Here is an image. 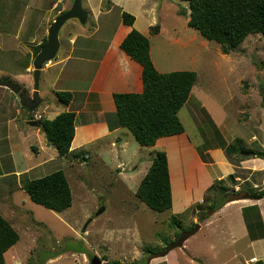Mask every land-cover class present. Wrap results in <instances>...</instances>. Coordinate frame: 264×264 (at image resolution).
Listing matches in <instances>:
<instances>
[{"label":"rangeland","instance_id":"rangeland-1","mask_svg":"<svg viewBox=\"0 0 264 264\" xmlns=\"http://www.w3.org/2000/svg\"><path fill=\"white\" fill-rule=\"evenodd\" d=\"M97 1L82 0L89 14L87 23L82 25L74 19L63 26L59 52L47 65L59 61L66 49L68 53L71 34L72 37L77 32L81 37L90 36L97 25L103 29L100 28L93 40L102 42V46L108 45L112 30L122 21L121 11L125 6L117 4L104 16L102 12L106 13V8L113 4L110 3L112 0H101L97 16ZM73 2L0 0V79L33 95L34 49L48 37L55 19L69 10ZM54 3H57L55 10ZM126 6L125 9L142 12V17L138 13L140 25L152 22V27L160 26L159 34L154 35L151 29V36H148L151 58L160 73L194 71L198 75L189 101L179 112L185 136H172L159 142L163 149L169 150L173 207L164 213L155 212L136 197L150 168V160L155 158L157 151L164 152L163 149L152 151L151 147L140 146L132 133L122 128L117 135L123 144L127 143L128 150L124 166H120L123 159L113 153L111 137L91 145L88 153L68 156L63 161L44 136H28L21 140L16 135L7 141L8 133L24 127L29 113L17 95L0 87V164L8 172L24 167V163L32 172L44 159H53L46 166L30 172L27 179H40L58 170L65 171L73 199L71 207L56 213L34 203L24 190L14 195L6 192L13 179L0 182V213L20 234L19 242L6 253L5 264H91L95 257L102 264H187L189 256L185 251L203 262L200 264H244L245 259L254 256L263 258L262 243H250L247 232L241 228L243 223L235 217V208L223 209L225 204L219 207L227 199L239 196L238 192L264 191L261 174L253 175L252 180L237 187L236 180L228 179L226 186L216 182L212 189L207 188L210 180L204 178L206 171L202 161L208 163L210 159L200 152L203 160H196L194 150L221 145L225 151L235 140L241 139L247 151H264V37L251 35L225 55L220 44L208 41L188 25L189 16L182 12L189 11V6L183 0H128ZM99 15H102L100 22ZM86 56L91 55L78 48L76 59L71 63L87 61ZM86 63L81 62L87 68L79 81L82 85H86L94 69L91 63ZM50 77L47 72L42 73L40 97H48L49 104L64 108L65 104L54 94L53 78ZM43 108L44 103L36 113H41ZM253 135L259 136V142L251 141ZM224 140L230 142L224 144ZM237 156L232 160H237ZM235 166L236 177L248 178V171L239 168L238 164ZM187 182L191 192L187 197L189 200L186 202L185 198L179 203ZM203 196L206 204L199 209ZM173 218L179 221L178 227L171 225ZM197 226L198 230L186 241V246L171 250L166 256L167 263H159L163 261L164 257L160 256L167 247ZM259 262L251 261L250 264Z\"/></svg>","mask_w":264,"mask_h":264},{"label":"trees","instance_id":"trees-1","mask_svg":"<svg viewBox=\"0 0 264 264\" xmlns=\"http://www.w3.org/2000/svg\"><path fill=\"white\" fill-rule=\"evenodd\" d=\"M183 1L189 6V11L186 9L182 12V15L189 16L188 25L208 41L220 44L225 55L242 45L251 35L264 37V0ZM121 19L126 26H133L136 21V17L127 12L122 13ZM159 32V25L152 27L154 35ZM46 43L47 37L34 49V57ZM121 49L142 66L143 91L114 94L115 124L128 129L142 147H153L161 138L183 134L185 127L179 112L190 99L198 80L197 73L194 71L160 73L151 58L150 39L136 29L126 36L121 43ZM57 95L65 105L71 102V93L59 92ZM24 109L28 111L29 119H33L30 111ZM40 122H42V132L48 143L57 150L58 155L60 157L68 155L75 137L76 114L63 112L53 120ZM225 152L229 161L238 166L241 161L247 159L264 160V151H247L241 139L235 140L234 145L228 146ZM236 155H238L237 160H232ZM10 178L13 179L10 188L5 189L9 194L24 190L34 203L56 213L64 212L72 206L70 184L66 173L62 170L34 180H28L25 176L19 183L15 180V174ZM228 179L234 181L236 176L231 175ZM225 195L228 196L226 193ZM248 195L252 199H261L264 198V191H254ZM136 197L155 212L164 213L172 208L171 176L165 152H157L138 187ZM204 200L198 206L199 209L206 204V199ZM226 202L224 201L219 207ZM243 213L250 237L253 240L264 239V226L258 208L247 207L243 209ZM178 224L179 221L173 218L171 225L178 227ZM19 235V232L0 213V264L6 263V253L19 242ZM176 243H172L164 251L175 248Z\"/></svg>","mask_w":264,"mask_h":264},{"label":"crops","instance_id":"crops-1","mask_svg":"<svg viewBox=\"0 0 264 264\" xmlns=\"http://www.w3.org/2000/svg\"><path fill=\"white\" fill-rule=\"evenodd\" d=\"M127 1L128 0H118V1L112 0V2L110 3L113 5L106 8L107 12L106 13L102 12V15L107 16L111 12L113 6H116L117 4L125 6L126 8ZM100 2L101 0H98L96 2L97 5L95 6L97 16L98 13H100V7H101ZM56 4L57 3L53 4V10L57 9L55 7ZM125 8H122L121 15L123 12L126 11L127 13L131 12L136 16L135 24L133 26H126L121 21L118 27L112 30L111 38L108 40L109 43L107 46H102L101 45L102 42L95 43V41L93 40L95 34L99 32L100 28L103 29L102 26L99 27V25H97L96 31L93 32L92 35L87 37L84 36L81 37L78 34L79 32L74 34L75 35L74 37H72L73 34H71L72 38L71 37L69 38L70 48L68 53L66 54L67 52L66 49L59 61H57L56 63L54 62L50 63L49 65L46 66L45 69L42 70V73L47 72L49 77L50 75L52 76L50 77L51 79L53 78L52 87L54 88V94L57 98H58L57 94L59 92H69L71 93L72 96H71V102L68 105H65L64 108H60L58 106L56 107L52 106L51 104H49L50 103L49 98L45 97L43 99V103H44L43 111L41 113H37L42 116L39 122L42 120H53L63 112H74L76 114L75 137L72 142L70 152L68 155L64 157L61 158L59 157L60 161H63V159L65 160V158H67L68 156L77 157L81 154H86L89 152L88 149H90L91 145L96 144L98 142H103L104 139H108L109 137H111L110 147L113 153H115L118 156V159H120L119 157L123 159V161L120 162V166H124L123 164L127 159L125 155H126V151L128 150V145L127 143L123 144L122 138L119 135H117V133H119L122 130V128L118 127L117 124H115L116 106L114 103L113 96L116 93H141L143 91V81H142L143 69L139 63L134 61L121 49V43L133 29L138 30L146 37L148 36L150 37L152 22L143 23L140 25L138 21V13L142 17L143 16L142 12L140 11L135 12L133 10H128V8L127 9ZM58 13L60 14L61 12ZM102 15H99V17H97L99 18V22L102 18ZM99 22L97 21V24ZM90 39L91 41H89ZM243 46L245 48L246 45ZM78 48L81 49L82 52H86L91 56H86V58L88 59L87 61L81 60L71 63L76 59L75 55L77 53ZM81 62H87L86 64L91 63L92 65L91 68H94L89 74L90 79L86 83V85H82L81 83H79V81L82 78V75L87 70L86 65L83 66ZM77 67H80L81 70L77 71L76 70ZM74 78H76L77 80H74ZM8 92L11 93L12 91L9 90ZM29 121H32V119H27L23 128L17 127L15 125L17 127L16 130L14 129L16 133L15 132L8 133L5 139L8 141L10 140L11 136L15 137L16 135L21 140L27 139L28 136L45 137L44 133L41 130L42 127L41 128L31 127L28 125ZM185 132L181 134V136H185L184 135ZM164 139L166 138H161L160 140H158L156 145L151 147L152 151L154 149H163L162 144H159V142ZM253 140L259 142L260 138L257 135H253L251 137V141ZM229 142L224 140V144H228ZM116 149H118L119 151ZM165 149L163 150L168 157V163H169V150L167 148ZM223 149L224 147L220 145L218 147L206 146L203 149L194 150L196 160L199 161L202 156L208 157L210 159L208 163L202 161V165L204 167V170L206 171V176H204V178L206 177L207 179L210 180V186L207 185V188L210 187L212 189L215 185L214 183L216 182L226 186L225 183H228V177L231 175H235L236 173V166L227 159L226 153ZM157 152H162V150H159ZM200 152L202 153V156L200 155ZM134 154H133V158L135 157ZM52 161L53 159H44L43 161L37 164L38 167L33 169V171L43 166H46L48 163ZM128 164L134 166L132 162H129ZM151 164H152V160H150V166ZM23 166L24 167L21 166L19 167V169L7 172L5 171L4 167L0 164V182L5 183L6 179L12 177V175L15 174L16 178L18 179L17 182L19 183L22 176H28L33 172V171L31 172L29 168H26L24 163ZM135 168L139 169V167H135ZM239 168L248 171L250 174L246 179L236 177V181H237L235 184L236 187L238 186V184H243L246 181H250L254 178V176H258L260 174H261L260 178L262 179V182L264 181L263 159H247L241 161ZM169 170H170V163H169ZM170 176H171V185H172L171 172H170ZM254 187L259 188L258 185H254ZM16 192H14V194ZM172 193H173V189H172ZM190 194L191 192L189 190V186L187 182L186 189L183 188L182 201L179 198V203L183 202L185 198L187 202L189 200L187 199V197ZM203 200H204V196L200 200V203L203 202ZM173 203H174V193H173ZM254 206L258 208L264 226V198L242 199L234 202L227 201L223 206V209L230 207L235 208L234 209L235 217L238 216L240 224L243 223V226L241 228L244 230V232H247V236L250 240V243L251 244H257V242L262 243L261 247L264 249V245H263L264 239L253 240L250 237L248 228H246L247 225H246L243 209ZM193 219L196 220L195 218ZM183 246H186V242L184 243ZM185 252L186 255L189 256V259L186 262L187 264H198V262L199 264L203 263L202 261H198L196 258H194V255L192 253L190 254L187 251ZM263 254H264V250H263ZM254 258L259 260L260 261L259 263L264 264V257L260 259L255 256L249 260L245 259L244 264H250L252 259ZM147 261L148 263H150L149 260ZM163 262L167 263V257H164L163 261H159V263H163ZM153 264H158V263H153Z\"/></svg>","mask_w":264,"mask_h":264},{"label":"water","instance_id":"water-1","mask_svg":"<svg viewBox=\"0 0 264 264\" xmlns=\"http://www.w3.org/2000/svg\"><path fill=\"white\" fill-rule=\"evenodd\" d=\"M88 18H89V14L84 9L82 0H74L72 7L68 11L60 14L55 19L54 23L49 28L47 43L42 47L41 51L35 57L33 62L34 92L32 96L28 95L18 85L4 79H0V87L6 88L12 91L15 95H17L22 107L27 108L31 114L35 112L36 109H38L40 105L43 103V99L40 97V93H39V83H40L41 73L44 65H47L49 62L54 60L59 52L61 46L59 35L61 29L68 21L74 19L78 20L82 25H85L88 21ZM28 125L35 128L42 127V123L35 120L28 122ZM242 199H252V198H250V196L247 193H240L239 196H235V197L233 196L229 198V201L242 200ZM198 228L199 227L197 226V228H195V230L192 231V233L188 235H184L176 243L175 248L183 247V244L196 233ZM175 248H169L168 251H164L160 257H166L167 254ZM150 261L151 259H149V262ZM91 264H102V261L98 257H95L94 259H92Z\"/></svg>","mask_w":264,"mask_h":264},{"label":"built area","instance_id":"built-area-1","mask_svg":"<svg viewBox=\"0 0 264 264\" xmlns=\"http://www.w3.org/2000/svg\"><path fill=\"white\" fill-rule=\"evenodd\" d=\"M32 115H33V117H34V119H32V120H35V121H39V120H41V118H42V116H41L40 114H37L36 112H33ZM252 261H253V262H257V259L254 258V259H252Z\"/></svg>","mask_w":264,"mask_h":264}]
</instances>
